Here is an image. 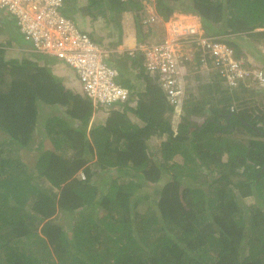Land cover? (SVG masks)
I'll return each instance as SVG.
<instances>
[{"label": "trees", "instance_id": "obj_1", "mask_svg": "<svg viewBox=\"0 0 264 264\" xmlns=\"http://www.w3.org/2000/svg\"><path fill=\"white\" fill-rule=\"evenodd\" d=\"M74 1L72 9L82 15L84 5L93 7L101 0ZM179 2L182 1L156 0L154 7L166 21L180 9ZM145 3L143 0L108 1L115 14L133 11L137 40L142 42L153 32L142 21L148 15ZM185 4L187 7L181 10L200 16L205 34L220 36V40L235 49L238 57H246L250 46L264 38V29H258L264 28V0H192ZM66 13L75 18L67 9ZM0 23L6 25L5 31L0 26V36H8L6 42L0 37V131L4 143L29 149L36 131L46 133L55 143L53 148H43L32 161L38 178L31 175L29 163L23 157H0V220H4L0 222V249H18L13 244L20 242L25 234H33V221L17 211L30 198L34 200L35 216L43 223L46 240L42 244L47 242L52 248L48 255L40 253L41 257L11 250L6 264H264V134L251 127L258 121L264 123V101L252 104L244 95L248 88L243 83L238 92L230 93L228 88H222L217 74L210 73L216 86L207 84L206 101L189 100L187 115L176 129L171 118L165 116L166 112L174 111L166 103V94L159 85L147 82L138 104L116 102L117 119L95 122L89 129L95 111L90 97L84 91L75 92L56 77L47 67L54 60L48 56L50 62L46 61L41 56L43 53L32 52L35 60L7 57L5 43L12 45L15 41L29 46L30 40L19 30L16 19L1 11ZM121 42L122 39L117 45ZM134 58H137L135 62L141 60L138 55L132 57L127 53L118 56L119 68L126 71ZM125 83L135 89L131 77ZM241 98L238 109L232 111V104ZM211 100L217 105L204 106ZM219 101L224 105H218ZM55 103L64 110L53 114ZM254 106L262 107L254 110ZM209 109L212 113L202 124L190 119L201 111L208 113ZM130 112L136 115L138 123L128 117ZM221 115L228 122L223 130L234 125L233 115L254 130L256 137L248 143L239 140L247 145L246 149L241 144L236 153L220 141L221 131L217 129L222 126L217 118ZM41 116L44 129L38 130ZM71 117L81 122L72 125ZM209 127L218 146H214V141L200 144L196 139L191 147L186 146L185 140L190 134L202 137ZM153 133L168 134L161 141L163 157L160 160L154 158L147 142ZM66 149L73 151V155L66 153ZM176 152L184 160L169 163ZM197 165L216 171L221 168L219 175L207 183V188L194 185L187 178L193 177ZM112 167L120 177L124 175L129 180L115 178L107 188L92 183L97 171H110ZM79 171L86 177H79ZM145 181L160 183V188L140 194L139 186ZM210 192L216 195L211 196ZM248 196L256 197L249 206L245 201ZM141 200L152 201L144 214L138 209ZM98 203L108 210L107 214H100ZM12 209L18 212L13 231L3 234L1 228L9 220L7 212ZM58 210L72 212L68 215L70 223L53 219ZM77 210L81 216H88L89 226L82 227L84 223L78 221L72 224L73 212ZM111 210L120 213L116 216L110 214ZM156 225L163 232L152 238ZM93 229L103 234H91ZM111 249H114L112 255L106 259L104 254Z\"/></svg>", "mask_w": 264, "mask_h": 264}, {"label": "built area", "instance_id": "obj_2", "mask_svg": "<svg viewBox=\"0 0 264 264\" xmlns=\"http://www.w3.org/2000/svg\"><path fill=\"white\" fill-rule=\"evenodd\" d=\"M67 7L68 0H0V11L16 19L32 49L72 67L83 91L98 109L109 110L116 102L130 99L131 91L120 81L116 62L107 59L126 53L142 58L145 75L160 86L178 113L187 110L189 100H196L200 94L203 98V91L206 98L207 84L215 85L210 73L217 74L222 88H228L230 93L241 88L242 83L264 90V67L238 57L220 36L198 33L194 26L180 31V25L174 24L159 39L152 29L144 42L111 47L81 27L66 13ZM147 14L142 21L151 26L155 18ZM237 106L235 101L230 108L237 110Z\"/></svg>", "mask_w": 264, "mask_h": 264}, {"label": "rangeland", "instance_id": "obj_3", "mask_svg": "<svg viewBox=\"0 0 264 264\" xmlns=\"http://www.w3.org/2000/svg\"><path fill=\"white\" fill-rule=\"evenodd\" d=\"M108 1L109 0H101L99 2H97L95 4V6L93 7H88L86 5H84V7H86V11L83 10V13H81L82 15L76 14L79 13L77 9H72V6L75 5V1L74 0H68V7H67V12L70 14H74L75 19L77 20V22L80 23V20L83 19V16H85L89 22L91 26H84L81 25L83 28L89 30L91 33L94 34V36L96 37L97 40H99L100 42H104L105 44L109 45V46H121L120 44H124L126 41L127 43L134 41L137 37V32H136V26L134 25V21H133V11L132 10H124L121 13H116L115 14V10H110L109 6H108ZM144 3L145 1H147L148 3H145L146 8L148 9L150 15L153 16V18H155V20H153V22L151 23V27L154 30L156 36L158 39L161 38L165 33H166V28L168 31V28L171 25H178L179 23L183 26L182 29L184 28H188V27H192L194 26L193 29L196 28V30L198 31V33H205V29L203 28L202 25V20L200 18V16H198L195 13L192 12H184L181 10V8L187 7V4H185V2H190L192 0H181L182 2H179V7L180 9H177V11H175L170 18L167 21H163L162 17L156 12L155 7H154V1L156 0H143ZM85 4L86 2L82 1V4ZM145 8V9H146ZM188 14L194 15V20L188 19L187 17L189 16ZM81 24V23H80ZM118 24H120V26L122 28H119ZM179 24V25H180ZM1 29L3 31H5L6 25L0 23ZM180 28V27H179ZM123 30V31H122ZM146 30V29H145ZM182 31V30H180ZM121 32L124 33V36H122ZM4 42L8 41V36L7 34H3V36H0ZM26 40H28V37L25 35ZM122 41L119 45H117L118 41ZM124 44V45H128V44ZM133 45V44H132ZM6 46V55L7 57H19V58H29L34 60V56L32 55V52L29 51V49H24L23 46H18L15 42L12 43V45H8L5 43ZM123 47V46H122ZM257 49H259V47H257ZM247 58L250 59L251 61H254L255 59L253 58V54L252 52H247L246 53ZM41 56L45 57V60L49 61L48 55L42 54ZM254 60H253V59ZM51 60H54L52 63L56 62L57 59L55 58H50ZM107 59L109 61H113L116 62L117 65L120 66L119 62H118V56L114 55V56H109L107 57ZM256 61L260 62L259 60L256 59ZM255 61V62H256ZM261 64L264 65L263 62H260ZM47 67H49L52 72L54 73V75L58 78L62 77V70L63 68H58L55 67L54 64L47 63ZM68 69L74 73V70L72 69V67H68ZM126 71L128 70L127 68H125ZM204 71V70H203ZM65 72V71H63ZM203 72H199V74H201ZM76 75V73H75ZM198 75V74H197ZM200 76V75H198ZM64 79H66V77H63ZM69 77L67 78V82L66 80L64 81V83L66 85L69 84ZM133 79H135V89L137 91V93H143V82H142V78L141 75L138 76H134L133 75ZM138 79V80H137ZM141 89V90H140ZM259 91L256 90H252V92L250 93L252 97V99H261L263 97V89H259ZM82 90H80L81 92ZM83 93V92H82ZM223 95V94H222ZM249 95V94H247ZM142 96V94L140 95ZM224 96V95H223ZM143 97V96H142ZM202 98V94L199 95V97H196V100H199ZM59 103H55L52 106V110L53 114L54 113H59L62 110H64V108H61V106H59ZM164 105H166L164 103ZM247 105H249V103H247ZM240 107V106H239ZM119 107H117L118 109ZM255 110V109H254ZM97 114L95 117V120L93 119L92 121L95 122H99V123H104V122H108L110 118H112V120H116L115 119V109H113L112 111H107L106 109H102V110H96ZM210 112L212 113L211 109H209V112L206 113L205 112H199L198 115H192V117L190 118L192 121L197 122L198 124H202L203 121L208 117V115H210ZM205 113V114H204ZM165 116L170 119L171 118V122L173 124V126L177 129L179 126V123L183 121V115L181 119H179V117L177 118L176 116H174L173 112H166ZM130 119H133L134 123H138V118H136V115L133 112H130L129 116ZM246 118H249L248 115H245ZM97 119V120H96ZM218 122L220 124V126H222V128L217 129L220 133L221 131V139L220 140L222 143H224L225 145H227V147L229 148L230 151H235L237 153V147H239V145H241V147L245 148L247 147V145H245V143H241V142H246L248 143L250 141V139H253L254 137H256L254 130H252L247 124H245V122L243 121L242 118L234 116L233 115V123L234 125L231 126L228 130H223V127H227L228 122L224 117H219L217 118ZM44 117L41 116V119H39V125L42 122L44 124ZM71 122L72 125H78L80 123V121H76L74 120L73 117H71ZM246 122H248V119H246ZM41 123V126H39L38 130H42V128L44 129V125ZM91 127V121L90 124L88 126V128L90 129ZM88 129V132L90 131ZM210 127L208 129H206L205 133L202 134V137H194V135L190 134L189 139L185 140V144L188 147H191V145L193 144V141H197L201 144V143H206V144H210L211 141L213 142V135L212 132L210 131ZM215 135L218 136V134L215 133ZM168 134L167 133H163L160 135H157L155 133H153L152 135H150V137L148 138L147 142L150 145V148L152 149V155L154 156V158L156 159H161L163 156L161 154V141L167 139ZM90 138H92V136L90 135ZM4 138L2 137V132L0 131V157H23V159H25V161L27 163H29V169L31 171V175L35 178H38V171L36 170L37 168L34 167V162H32L34 159H36L41 152H43V148H53L55 143L52 141V139H50L49 135H46V133L44 132H35V137L34 139V143L32 146H29V149H21V148H16L14 146H10L9 144H5L4 143ZM227 139V140H226ZM241 142H240V141ZM196 143V142H195ZM214 143L216 145L214 146H218L217 145V140L214 141ZM246 146V147H245ZM62 147V146H61ZM190 150H192V152L194 151V149L190 148ZM66 153H68L70 156L73 155V151L66 149L65 150ZM234 155V154H233ZM227 157V154H226ZM183 156H181V154L178 152L175 153V155L169 159V163H173V162H177V161H182ZM35 161V160H34ZM94 161V159H92L89 163H92ZM242 168V167H240ZM95 169V167H94ZM82 171L78 172L79 177L83 178L81 175ZM221 172V168L220 171H216V170H210L204 167H200L199 165L196 166L195 170H194V175L193 177H187L188 179H191L192 183L194 185H202L203 187L207 188L208 186V182L212 181L215 177H217V175H219V173ZM110 175H112L110 178H108ZM94 177H99V185L102 184L103 182V177L105 178V188H107L109 186V182L111 181V179H115L117 178L118 181H124L127 182V177L126 176H122V178L120 177V175H116V172L114 173V171L112 170L111 172L109 171H97L94 175ZM92 176V177H93ZM42 177H39L38 181L40 184H42L41 179ZM97 179V178H96ZM95 180H91L92 182L96 181ZM107 179V181H106ZM127 179V180H126ZM146 183H141V185L139 186V193L143 194L145 193L144 191L149 190V193L154 191L155 189H157L158 187L160 188V183H156V182H150V181H145ZM43 185V184H42ZM45 189V187H43ZM138 189V188H137ZM47 191V189H45ZM143 190V191H142ZM111 193H114V191H111ZM211 196L216 195L214 192H210ZM110 198V197H109ZM255 196H248L245 198L246 201V205H252L255 202ZM139 210L140 213L144 214V212L148 209V207L151 205L152 201L150 200H141L139 201ZM98 205V210L100 211L101 215H105L107 214L108 210H105L103 207H101V204H97ZM264 207V205H263ZM94 209V208H93ZM17 211H20L22 213H25L27 215V219L32 222L31 224V231L33 230V234H25L21 239L20 242H17L16 245L13 244V247H18L17 248H11L12 251H14L15 249L18 252H22L25 254H31V253H35L36 255H39V257H41L42 253L43 255H48L49 251H52L51 246L46 242H44L42 244V242L44 240H46L45 235L42 232V224L39 222V217L35 216V210H34V200H32V198L28 199L25 203H23L22 205H20V209H18ZM16 210H9V212H7L8 216H9V220L4 224V226L1 228V232L3 234H11L13 231V221L14 219L18 216V212ZM80 211L77 210L76 213L73 212V216L74 219H72V224L74 222L77 223H84L82 225V227L85 226H89V223H91L90 220H88V216H81ZM111 213H115V215H119V211L115 212L112 211ZM69 214H72V212H65L63 213V211L59 210L57 211V213L55 214V217L53 218L55 221L57 222H63V223H70L69 219L70 216H68ZM248 213L246 212V215ZM114 216V217H116ZM4 220H0V222L2 223ZM37 224V225H36ZM100 227L102 225H99ZM160 226V225H159ZM156 228H153V231L151 233L150 237H157L158 235H160L163 231L162 228H158V226H155ZM94 230V229H93ZM97 230V229H96ZM95 231V230H94ZM91 232V234L94 235H102L103 232ZM17 238V237H16ZM98 243L95 244V247H97ZM105 247V246H104ZM10 250V251H11ZM114 249H111L110 251H108L107 253H103L101 250L99 252L104 254V257L107 259L109 257H111V253L113 252ZM10 251H8L7 249H0V255H1V259L0 262H4V264H6L7 262V254L10 253ZM11 251V252H12ZM247 252V250H246ZM92 253H94L92 251ZM54 255V254H53ZM41 259V258H40ZM52 260H55V256L52 257ZM44 261V260H43ZM38 262V261H37ZM34 264H37L34 262ZM44 264H48L46 262H44Z\"/></svg>", "mask_w": 264, "mask_h": 264}, {"label": "clouds", "instance_id": "obj_4", "mask_svg": "<svg viewBox=\"0 0 264 264\" xmlns=\"http://www.w3.org/2000/svg\"><path fill=\"white\" fill-rule=\"evenodd\" d=\"M147 11H148V9H147ZM149 12V11H148ZM3 14V13H2ZM164 21V20H163ZM167 21V20H166ZM79 23V22H78ZM80 24V23H79ZM80 26H81V24H80ZM82 27V26H81ZM85 29V28H84ZM146 29V28H145ZM20 30V29H19ZM87 30V29H86ZM151 30H152V27H151ZM89 31V30H88ZM148 31V30H147ZM90 32V31H89ZM23 33V32H22ZM24 34V33H23ZM91 34H93V33H91ZM25 35V34H24ZM96 38V37H95ZM99 41V40H98ZM15 42V41H14ZM100 42V41H99ZM142 41H138L137 40V42L135 43V44H133V45H122V44H120V45H122L123 47H131V46H134V45H137L138 43H141ZM18 46H23L24 47V49H29V51H31V52H36V51H34L33 49H32V44H31V42L29 43L30 45L29 46H26V45H20V44H18L17 42H15ZM102 43H104V42H102ZM122 46H111V47H119V48H123ZM37 53H39V52H37ZM33 55V54H32ZM122 55H124V54H121L120 56H122ZM34 56V55H33ZM138 57H140V56H138ZM246 58H247V56H246ZM36 58L34 57V60H35ZM135 59H137V58H134L133 59V62H130L129 63V68L128 69H132L130 72H126L125 70L123 71L121 68H119V66L116 64V66H118V69H119V74H120V76H119V78H120V81L126 86V87H128L129 89H130V91H131V94H130V99L129 100H127V102L128 103H130V105H136V104H138V101L140 100V97H139V93H137V91H136V89H134V88H131V87H129L125 82H126V80H127V77H131L132 79H133V75L134 76H138V75H141V78H142V82H143V85L145 86V88H144V90H146V85H147V82H150V80L147 78V76L145 75V73H144V69H143V65H142V58H141V60L139 61V59H138V62H135ZM253 62H255V61H253ZM59 63H63V62H61V61H56V62H54V63H51V64H54V65H57V64H59ZM257 65H260V66H263L264 67V65L263 64H261V63H258V62H255ZM64 64V63H63ZM66 66H68L69 67V65H67V64H65ZM73 69V68H72ZM75 73V72H74ZM76 77L78 78V76L76 75ZM78 80H79V78H78ZM138 80V79H137ZM80 81V80H79ZM133 81L135 82V79H133ZM81 84V83H80ZM82 86V85H81ZM246 86V85H245ZM242 87V86H241ZM247 88H248V90L247 91H245L244 92V95L245 96H247L249 99H251L252 100V104H255V103H260V102H262V101H264V93H263V97L261 98V99H252V97L253 96H251L250 95V93L252 92V90H256V91H259L260 92V90L259 89H257V88H250V87H248V86H246ZM239 89H241V88H239ZM239 89H237L236 91L238 92L239 91ZM82 91H83V88L81 89ZM141 90V89H140ZM143 90V91H144ZM263 92H264V90H263ZM85 93V92H84ZM247 94H249V95H247ZM91 99V98H90ZM203 99H205L204 98V91H203ZM243 98H241L240 100H237V102H239V101H241ZM92 100V99H91ZM93 101V100H92ZM205 101H206V99H205ZM220 103H218V105H220V106H223L224 104L221 102V101H219ZM166 103L167 104H169L168 103V101H167V99H166ZM241 103V102H240ZM93 104H94V102H93ZM212 105H217V103H216V101L215 100H211V101H209L208 103L207 102H205V105L204 106H206L207 108H209L210 106H212ZM238 105H239V103H238ZM255 108L254 109H257V108H261L262 106H260V107H257L256 108V106H254ZM94 108H95V111L98 109V108H96V106H95V104H94ZM116 108V106H114V107H111L109 110H107L108 112L109 111H112L113 109H115ZM231 109V108H230ZM98 110H102V109H98ZM104 110V109H103ZM233 111V110H232ZM239 111V110H238ZM173 113H174V116H176L177 118L179 117V119H181L182 118V116L183 115H187V110L185 111V112H182V113H178L175 109H174V111H172ZM178 114V115H177ZM223 115H221V116H219V117H222ZM259 130H261L262 132H264V123L263 122H260V121H258V124H256L255 125ZM260 126H262V128L260 127ZM86 177V176H85ZM85 177H83V178H85Z\"/></svg>", "mask_w": 264, "mask_h": 264}, {"label": "crops", "instance_id": "obj_5", "mask_svg": "<svg viewBox=\"0 0 264 264\" xmlns=\"http://www.w3.org/2000/svg\"><path fill=\"white\" fill-rule=\"evenodd\" d=\"M80 15V14H79ZM80 23H81V25H84V26H91L90 25V22H89V20L85 17V16H83V19H81L80 20ZM258 29H264V28H258ZM135 40L134 41H132V42H129V43H127V41L124 43V44H128V45H132V44H135L136 42H137V37L136 38H134ZM240 40H242L243 42H245L243 39H240ZM123 42V41H122ZM123 44V45H124ZM122 46V45H121ZM257 47H259V49H257ZM248 52H252V54H253V58L255 59H253L254 61H256V59L257 60H259L260 62H263L264 63V38L263 39H261V40H256L255 41V45L254 46H250V48H249V51ZM256 62H258V61H256ZM260 62H258V63H260ZM55 67H60V68H63V70H62V74L63 75H61L62 77H60L61 79H62V81H65L66 80V82H67V78L69 77V84L67 85L68 87H70V88H72L75 92H80V90L82 89V86H81V84H80V81L78 80V78L76 77V75H75V73H72L69 69H68V66H66L65 64H63V63H59V64H57V65H55ZM63 71H65V72H63ZM66 77V79H64L63 77ZM143 87V90H144V88H145V86L143 85L142 86ZM96 114H97V112L96 111H94V113H93V115L91 116V119H90V121H91V125L93 124V122L94 121H92L93 119L95 120V117H96ZM97 120V119H96ZM81 122V121H80ZM90 124V123H89ZM114 171V173L116 172V175H118V173H117V171H116V169L114 168V167H112V168H110V171L109 172H111V171ZM112 175H110L108 178H110ZM124 176V175H123ZM97 178V179H96ZM122 178V177H121ZM96 179V181H94V182H92L93 184H97L98 186H99V188H100V186H102V187H105L104 185H105V178L103 177V182H102V184H100L99 185V177H92V179L91 180H95ZM113 179H111V181H112ZM106 181H107V179H106ZM111 181L109 182V184H111ZM148 182V181H147ZM150 182H152V181H150ZM143 183H146V182H143ZM110 186V185H109ZM108 186V187H109ZM138 190H140V189H138ZM137 190V191H138Z\"/></svg>", "mask_w": 264, "mask_h": 264}, {"label": "bare ground", "instance_id": "obj_6", "mask_svg": "<svg viewBox=\"0 0 264 264\" xmlns=\"http://www.w3.org/2000/svg\"><path fill=\"white\" fill-rule=\"evenodd\" d=\"M189 16L187 17L188 19H191V20H194V21H196L193 17H194V15H191V14H188ZM180 24V23H179ZM182 25L180 24V30H182Z\"/></svg>", "mask_w": 264, "mask_h": 264}, {"label": "flooded vegetation", "instance_id": "obj_7", "mask_svg": "<svg viewBox=\"0 0 264 264\" xmlns=\"http://www.w3.org/2000/svg\"><path fill=\"white\" fill-rule=\"evenodd\" d=\"M251 127L257 129V131H256L257 133L264 134V132H262L261 130H259L254 124H252Z\"/></svg>", "mask_w": 264, "mask_h": 264}]
</instances>
